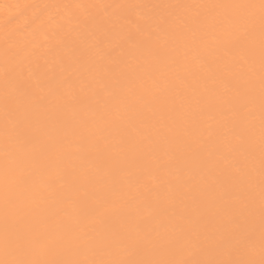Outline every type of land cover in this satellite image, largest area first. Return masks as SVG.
I'll return each instance as SVG.
<instances>
[{
	"label": "bare ground",
	"instance_id": "1",
	"mask_svg": "<svg viewBox=\"0 0 264 264\" xmlns=\"http://www.w3.org/2000/svg\"><path fill=\"white\" fill-rule=\"evenodd\" d=\"M212 3L258 4L259 0H0V178L5 164L7 96L13 105L19 104L30 114L25 117L16 113L12 117L19 126L10 135L9 151L19 152L21 141L31 138L34 153L42 148L46 152L47 167L34 177L37 191L47 194L52 190L44 215L60 219L71 211L72 200L78 196L85 199L86 207L66 218V223L72 228V236L96 230L98 238L104 240L96 250L97 258L128 257L134 240L156 238L158 221L167 217L171 203L177 194L188 190V185L214 191L229 177L236 178L245 197L251 193L258 230V29L257 54L249 58L253 71L247 72V66L244 69L255 85L251 115L240 109V103L248 97L222 105L221 101L231 94L212 83L221 75L218 65L231 68L244 53L233 48L208 55L194 49L185 59V49L169 42V47H177L175 73L181 79L187 72L197 75V87L215 105L198 116L197 135L207 147L198 151L194 160L160 143L139 153L125 148L113 154L115 166L106 168L103 160L108 153L98 150L114 142L112 130L103 119L123 112L118 98L123 94L125 77L139 75L142 68L151 71L150 65L138 66L136 58L145 48L163 42L162 21L196 11L155 6ZM193 55L199 57V63ZM231 83L238 86L239 77H233ZM205 86L208 92H204ZM73 96L78 98L77 103L72 102ZM225 111L230 114L227 120L221 115ZM82 122L96 133V143L77 134ZM45 125L53 141L44 134ZM250 145L254 150H249ZM189 167L193 178L186 185ZM83 193H87L86 198ZM2 207L0 189V258L4 255ZM101 214L108 221L123 224L133 239L111 238L96 222ZM256 245L258 251V239ZM190 251L191 244L185 242L174 249L173 255L186 257Z\"/></svg>",
	"mask_w": 264,
	"mask_h": 264
},
{
	"label": "snow or ice",
	"instance_id": "2",
	"mask_svg": "<svg viewBox=\"0 0 264 264\" xmlns=\"http://www.w3.org/2000/svg\"><path fill=\"white\" fill-rule=\"evenodd\" d=\"M161 8L195 9L188 15L175 16L162 21L163 42L158 47L145 48L137 57L138 66L150 65L151 71L142 68L139 75L125 77L123 94L118 103L123 112L115 116L100 118L112 130L114 142L105 143L100 151L108 153L103 160L106 168H113V154L127 148L139 153L144 148H156L166 144L195 159L198 151L206 149L199 139L198 116L215 105L211 104L197 87L200 78L187 72L181 79L174 71L177 64V47H169V42L188 51L200 49L208 55L228 49H238L242 53L231 68L218 65L221 75L213 80L230 93L222 105H230L241 96L249 99L240 103L242 112L251 115L255 85L244 71L252 72L249 58L257 54L256 33L258 29L259 55V111H260V207L258 214L253 206L251 193L245 197L236 178L229 177L216 190L197 185H188L192 170L189 167L188 190L177 194L168 210L167 217L158 221L160 231L154 240H134L133 251L125 258H97V249L104 245L93 234L82 232L72 236V228L66 218L86 207L85 199L79 196L72 200V209L64 217L53 219L44 215L47 194L37 191L34 177L47 167L45 150L33 152V141H21L19 152L9 151L8 140L19 126L12 117L22 111L19 104L13 105L5 97V164L0 178L3 207V258L0 264H264V0L255 3L235 4H190L157 5ZM211 47V51L209 48ZM199 63V57L192 56ZM218 60L219 57H216ZM238 76V86H233L232 78ZM189 77L191 80H189ZM119 85V81L116 82ZM207 86L204 92H208ZM111 95V93H108ZM72 102L78 98L73 96ZM221 115L225 120L230 114ZM50 120V118H49ZM9 123L12 127L9 128ZM44 134L53 141L44 128ZM85 141L96 143V133L82 122L77 133ZM239 139V138H237ZM249 150H254L250 145ZM186 167L188 164L186 163ZM87 197V193H83ZM106 228L110 237L121 236L133 239L123 224L108 221L101 214L96 221ZM138 227L139 222H135ZM258 239V251L257 242ZM190 243L192 251L186 257H175L174 249L183 243ZM110 255V254H109Z\"/></svg>",
	"mask_w": 264,
	"mask_h": 264
}]
</instances>
